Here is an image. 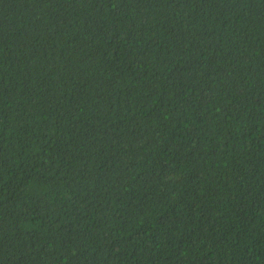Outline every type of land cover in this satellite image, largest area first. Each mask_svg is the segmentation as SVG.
I'll return each instance as SVG.
<instances>
[{"label":"trees","instance_id":"16d2710c","mask_svg":"<svg viewBox=\"0 0 264 264\" xmlns=\"http://www.w3.org/2000/svg\"><path fill=\"white\" fill-rule=\"evenodd\" d=\"M0 264H264V0H0Z\"/></svg>","mask_w":264,"mask_h":264}]
</instances>
